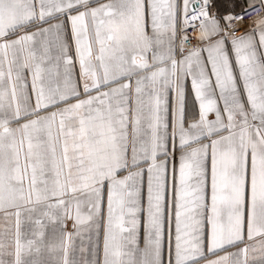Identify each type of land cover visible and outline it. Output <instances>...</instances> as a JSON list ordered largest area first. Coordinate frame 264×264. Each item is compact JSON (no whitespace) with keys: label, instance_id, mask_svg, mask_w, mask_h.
I'll return each mask as SVG.
<instances>
[{"label":"snow or ice","instance_id":"obj_1","mask_svg":"<svg viewBox=\"0 0 264 264\" xmlns=\"http://www.w3.org/2000/svg\"><path fill=\"white\" fill-rule=\"evenodd\" d=\"M0 264H264V0H0Z\"/></svg>","mask_w":264,"mask_h":264}]
</instances>
